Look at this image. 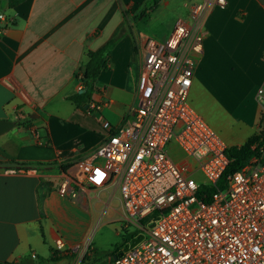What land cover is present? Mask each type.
I'll list each match as a JSON object with an SVG mask.
<instances>
[{
    "label": "crops",
    "instance_id": "0c3cea01",
    "mask_svg": "<svg viewBox=\"0 0 264 264\" xmlns=\"http://www.w3.org/2000/svg\"><path fill=\"white\" fill-rule=\"evenodd\" d=\"M145 1L0 0V15L13 19L0 37V120L32 121L0 137V263L18 264L31 254L50 258L58 237L74 245L56 223L67 203L88 207L97 199L107 205L102 196L108 188L81 191L74 200L60 197L58 185L79 162L93 161L107 138L105 124L117 129L132 122L144 41H167L202 0H159L135 23L129 9ZM121 27L126 34L95 85L92 101L100 110L83 112L67 100L81 93L76 76L88 52L106 45ZM204 28L189 102L229 147H241L264 120L257 98L264 83V0H228L225 9L207 11ZM111 210L122 218V206Z\"/></svg>",
    "mask_w": 264,
    "mask_h": 264
},
{
    "label": "built area",
    "instance_id": "2783aa9c",
    "mask_svg": "<svg viewBox=\"0 0 264 264\" xmlns=\"http://www.w3.org/2000/svg\"><path fill=\"white\" fill-rule=\"evenodd\" d=\"M227 5L228 0H202L176 23L167 41H144L132 122L117 129L105 124L107 138L92 153L93 161L79 162L63 175L57 188L62 198L106 188L118 193L121 223L136 228L133 239L141 237L116 259L95 264H264V149L219 189L231 162L229 146L189 102L204 51V17ZM12 24L0 15V37ZM76 77L82 91L83 71ZM257 94L264 106V83ZM92 108L100 110L96 104ZM35 137L42 145L37 132ZM172 146L177 157L170 155ZM198 173L203 180H197ZM203 186L214 190L205 191L204 199ZM153 213L156 219L145 223ZM53 249L68 255L77 248L58 237ZM92 256L90 244L77 264Z\"/></svg>",
    "mask_w": 264,
    "mask_h": 264
},
{
    "label": "rangeland",
    "instance_id": "374dc122",
    "mask_svg": "<svg viewBox=\"0 0 264 264\" xmlns=\"http://www.w3.org/2000/svg\"><path fill=\"white\" fill-rule=\"evenodd\" d=\"M199 113L202 115V112ZM258 129L256 138L257 136L264 138V120ZM170 155L177 157L179 153L177 149H173ZM203 178L201 173L197 174V180H203ZM112 192L113 190L110 189L102 196V201L107 203L106 206L101 205L97 199H93L88 207L74 203H67V206H64L66 210L62 211L61 216L56 219V223L63 235L62 237L74 244L68 248L76 247L77 249L73 254L65 255L66 259L63 264H77L80 256L90 244L94 249V258L93 256L89 258L90 264L104 261L113 252L115 255L124 251L125 247L128 246L127 243H124V239L127 236L128 238L134 236L136 228L134 226L124 228L123 223H121L125 218L124 211H122V218L119 214L118 217H114L111 209L120 211L122 205L119 195L116 194L114 197Z\"/></svg>",
    "mask_w": 264,
    "mask_h": 264
},
{
    "label": "trees",
    "instance_id": "16d2710c",
    "mask_svg": "<svg viewBox=\"0 0 264 264\" xmlns=\"http://www.w3.org/2000/svg\"><path fill=\"white\" fill-rule=\"evenodd\" d=\"M18 1H12L10 2V5H15ZM159 3V0H146L142 5H140L135 11L133 9H129V13L132 16V19L135 23L142 21L143 19L147 18L149 16V13L154 11V9L157 7ZM126 34V28L121 27L120 30L117 32V34L102 48H100L97 51H90L87 54V62L83 66V93L76 94L75 96L67 98L68 101L72 102L78 109H80L83 112H92L91 108L94 104L92 101V97L94 93H96V82L99 78V76L110 69V56L111 51L113 48L117 45V43L125 36ZM96 106H99L96 104ZM94 111L96 108H92ZM32 121L31 119H28L24 122L21 120L20 126H26L27 124H30ZM264 149V138H260V136H254L251 139L248 140L246 144L243 146H232L229 147L227 151V155L229 156L231 162L230 165L224 174V176L221 178L218 188L223 189L225 184V179L227 176L235 171H240L244 165L251 160L254 156H260L261 150ZM16 170L20 169H28V168H15ZM209 191L210 189L206 186H203L199 191L200 198L204 199L206 198L205 191ZM214 191V190H210ZM158 216V213H153L146 221L145 223L150 222L152 219H156ZM133 239V236L128 238V236L124 239V243H127V245L130 243V241ZM52 255H50V258H44L35 254H31L28 256L23 257L18 264H54L62 259L65 258V254L56 252L52 248ZM122 251V250H121ZM121 252L117 253L120 254ZM115 254V255H117ZM114 252L111 254V256H115ZM90 260L86 259L81 264H90Z\"/></svg>",
    "mask_w": 264,
    "mask_h": 264
},
{
    "label": "water",
    "instance_id": "95a60500",
    "mask_svg": "<svg viewBox=\"0 0 264 264\" xmlns=\"http://www.w3.org/2000/svg\"><path fill=\"white\" fill-rule=\"evenodd\" d=\"M81 93H83V91H81ZM19 126H20V121L0 120V137L9 133L10 131H12L13 129ZM140 240H141V237L137 239H133L131 241L130 246H126L125 249L128 250L130 247H134L137 243H139ZM120 255H122V253H120L119 255H115L113 259H116Z\"/></svg>",
    "mask_w": 264,
    "mask_h": 264
}]
</instances>
